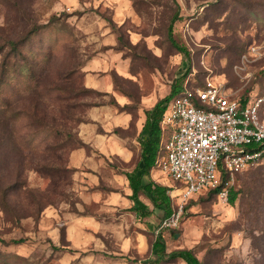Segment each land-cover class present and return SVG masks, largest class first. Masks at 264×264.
<instances>
[{
    "label": "rangeland",
    "instance_id": "374dc122",
    "mask_svg": "<svg viewBox=\"0 0 264 264\" xmlns=\"http://www.w3.org/2000/svg\"><path fill=\"white\" fill-rule=\"evenodd\" d=\"M171 22L186 56L168 40ZM47 24L51 32L36 37L42 48L34 40L23 52L27 65L7 61L8 77L17 72L8 87L34 67L41 87L59 92L42 98L23 92L9 101L11 111L24 115L21 135L42 119L64 133L51 141L62 147L50 155L0 153V191L22 187L6 193L13 216L0 192V239H27L22 246L0 245V264H148L156 259L158 235L167 254L190 250L201 264H264V159L231 179L238 192L233 207L228 195L187 203L171 198L180 215L175 227L164 229L161 212L140 220L129 211L128 184L119 175L139 165L145 112L174 82L189 89L209 82L237 97L264 98V0H0V45ZM77 140L90 150L74 149ZM38 166L55 172L43 175ZM148 180L177 194L158 170Z\"/></svg>",
    "mask_w": 264,
    "mask_h": 264
},
{
    "label": "built area",
    "instance_id": "2783aa9c",
    "mask_svg": "<svg viewBox=\"0 0 264 264\" xmlns=\"http://www.w3.org/2000/svg\"><path fill=\"white\" fill-rule=\"evenodd\" d=\"M161 156L156 170L170 179L181 203L216 190L226 198L232 178L264 159V98H240L232 90L209 82L185 89L170 101L160 124ZM180 213L160 229L175 227Z\"/></svg>",
    "mask_w": 264,
    "mask_h": 264
},
{
    "label": "trees",
    "instance_id": "16d2710c",
    "mask_svg": "<svg viewBox=\"0 0 264 264\" xmlns=\"http://www.w3.org/2000/svg\"><path fill=\"white\" fill-rule=\"evenodd\" d=\"M49 27L50 24H47L45 27L34 26L20 40L16 42L6 41L4 44L0 45V56L6 52V50H8V53L5 56V61L0 66V153L10 154L12 152L22 151L27 153H43L50 155V153L52 154L53 152H57L58 148L62 147L61 145H56L51 141H59L58 139H61L64 136V133L49 127L42 119H39V121L36 122V125L33 127V132L21 135L19 132L18 123L21 117L24 115L22 112L11 111V104L9 101L13 97H19L23 92L29 93L30 95H35L40 98L52 96L55 94V92H59V90L56 88H42L39 83L41 72L36 75L37 69L34 67L29 69L27 68L26 70L24 69L23 71L21 70V74L17 76V80H22L25 83V87H23V82H19L17 85L20 87H8L11 80H16L15 76L17 72H14L13 76L8 77L9 73L7 70L9 67H7V61L14 60L17 62L20 59L22 62L25 61V65H27L28 61L23 57V52L31 48L33 45L31 43L34 40L35 43L38 44V47L42 48L43 39L37 40L36 37L40 34L41 30L49 31ZM49 32H51V30ZM172 34L173 23L171 22L167 28L168 40L180 54H184L186 56V50L184 48L178 47L175 44ZM51 48V46L46 45V51L51 50ZM41 64V60H37L35 67H39ZM24 72L25 74H23ZM16 87L18 88L17 90L15 89ZM185 89H187V87L183 85L182 80L174 82L170 87L169 95L166 98L158 101L150 111L145 112V121L142 127L145 138L139 143V165L132 172L121 173V175L126 178L128 182V188L131 191V195L128 197V199L133 204V206L129 211L133 213L137 219H148L155 211L162 213L163 221L169 220L174 215L172 201L169 196V189L152 181L146 180L150 177L151 172L156 170L157 161L161 156L160 144L162 132L160 124L166 105L170 101L181 96ZM32 118L36 119L37 117L35 114H33ZM24 128H28V126H24ZM40 134H43L44 136L41 138L38 137ZM65 137L70 141H73V137L69 134H66ZM74 146V149H84L86 151L89 149V147L81 140H77ZM6 149L13 150L9 152ZM35 170L36 172L43 175H51L53 172H55V169H53L51 166H38ZM228 180L229 178L224 176L222 184L216 190L209 191L204 195H209L211 197L218 196L225 188V184ZM20 189H22L21 186L18 188L17 185H13L8 187L6 191H0L3 194L2 207L10 216L12 214L10 212V208L8 205H6V203H4L5 197L7 195L6 193L16 192ZM99 190L107 194L115 192L112 189L106 188H99ZM227 195V203L233 207L237 199L238 192H235L232 187H229L227 188ZM142 197L149 202V204L152 206V210H149L148 206L141 201ZM26 243L27 239L12 240L9 242H5L4 240L0 239V245L3 247L22 246ZM52 249L55 252L72 254V251H65L64 249H58L56 247H52ZM152 252L156 259L154 262L148 264H169L176 261H181L183 264H201L194 253L190 250H180L171 254H167L165 243L160 235L155 238L152 244ZM0 256L2 257L1 253Z\"/></svg>",
    "mask_w": 264,
    "mask_h": 264
},
{
    "label": "crops",
    "instance_id": "0c3cea01",
    "mask_svg": "<svg viewBox=\"0 0 264 264\" xmlns=\"http://www.w3.org/2000/svg\"><path fill=\"white\" fill-rule=\"evenodd\" d=\"M155 171V170H154ZM125 173H127V172H125ZM152 173V172H151ZM119 175H121V174H119ZM122 176V175H121ZM125 180H126V178L124 177V176H122ZM127 181V180H126ZM127 184H128V182H127ZM114 191V190H113ZM128 192L130 193V195H131V191L129 190V188H128ZM107 194V193H106ZM108 194H116V192H114V193H108ZM143 198V197H142ZM142 201V200H141ZM147 201V200H146ZM143 202V201H142ZM144 203V202H143ZM149 203V202H148ZM145 204V203H144ZM146 205V204H145ZM132 206H133V204H132ZM130 210V209H129ZM149 219V218H148Z\"/></svg>",
    "mask_w": 264,
    "mask_h": 264
}]
</instances>
